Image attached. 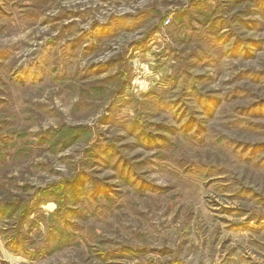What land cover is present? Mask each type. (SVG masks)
I'll return each mask as SVG.
<instances>
[{
  "label": "rangeland",
  "instance_id": "obj_1",
  "mask_svg": "<svg viewBox=\"0 0 264 264\" xmlns=\"http://www.w3.org/2000/svg\"><path fill=\"white\" fill-rule=\"evenodd\" d=\"M0 264H264V0H0Z\"/></svg>",
  "mask_w": 264,
  "mask_h": 264
},
{
  "label": "trees",
  "instance_id": "obj_2",
  "mask_svg": "<svg viewBox=\"0 0 264 264\" xmlns=\"http://www.w3.org/2000/svg\"><path fill=\"white\" fill-rule=\"evenodd\" d=\"M75 182H76V181H70L69 184H68V183H66V181H65V182H64L65 184H64V183L61 184V185H60V188H61V187H62V188H63V187L66 188V187H67L68 189L70 188V189H69L70 192H71V190L76 191L78 188H77ZM76 183H77V182H76Z\"/></svg>",
  "mask_w": 264,
  "mask_h": 264
}]
</instances>
